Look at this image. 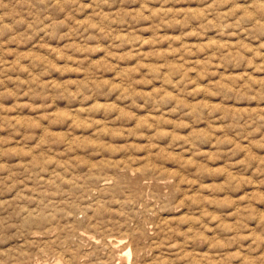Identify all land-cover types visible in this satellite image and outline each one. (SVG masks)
Wrapping results in <instances>:
<instances>
[{
	"label": "rangeland",
	"instance_id": "rangeland-1",
	"mask_svg": "<svg viewBox=\"0 0 264 264\" xmlns=\"http://www.w3.org/2000/svg\"><path fill=\"white\" fill-rule=\"evenodd\" d=\"M52 263L264 264V0H0V264Z\"/></svg>",
	"mask_w": 264,
	"mask_h": 264
},
{
	"label": "bare ground",
	"instance_id": "bare-ground-1",
	"mask_svg": "<svg viewBox=\"0 0 264 264\" xmlns=\"http://www.w3.org/2000/svg\"><path fill=\"white\" fill-rule=\"evenodd\" d=\"M121 252L126 253V254H130V249L128 248V250L122 249ZM122 255V254H121ZM53 264V263H52ZM59 264V263H58ZM61 264V263H60Z\"/></svg>",
	"mask_w": 264,
	"mask_h": 264
}]
</instances>
